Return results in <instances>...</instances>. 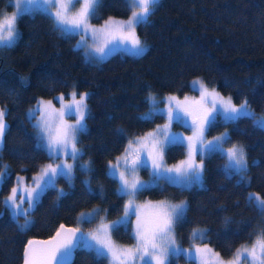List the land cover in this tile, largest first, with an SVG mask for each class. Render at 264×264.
<instances>
[{
    "label": "trees",
    "instance_id": "obj_1",
    "mask_svg": "<svg viewBox=\"0 0 264 264\" xmlns=\"http://www.w3.org/2000/svg\"><path fill=\"white\" fill-rule=\"evenodd\" d=\"M10 9V0H0V16ZM129 11L125 0H101L90 19L99 22L107 15L125 16ZM17 27L14 45H0V105L8 112L0 162L8 165L10 173L0 183V200L18 173L29 179L50 158L37 143V129L26 113L38 97L87 90L88 115L85 127L77 133L80 153L71 183L65 177L57 178L55 187L47 189L33 208L29 227L21 231L9 211L0 206V264H20L26 240L46 237L60 223L85 230L97 222L98 214L112 219L123 212L127 196L117 192V179L108 174L107 165L132 135L164 119L161 113L148 119L141 115L150 93L157 97L184 94L192 90L190 80L198 76L234 102L247 99L254 110L264 108V0H159L148 21L136 26L147 46L139 56L115 51L88 59L75 46L77 35L69 37L54 29L48 13L23 14ZM223 130L230 138L226 145L244 146L250 183H241L235 172L227 173L225 158L216 152L204 159L202 184L181 187L163 181L151 184L133 199L184 198V215L174 224L177 242L188 245L191 231L204 227L206 237L200 241L209 242L227 257L264 230V214L248 204V190L264 197V129L247 118L234 124L218 120L207 134ZM183 154V145H170L164 158L172 162ZM82 161L90 168H83ZM60 190L64 194L57 199ZM95 205L94 218L78 221L82 209ZM18 219L24 223L23 217ZM111 236L120 243L134 239L130 223ZM178 261L194 264L183 255L170 257L168 264ZM107 263V258L80 247L70 261Z\"/></svg>",
    "mask_w": 264,
    "mask_h": 264
},
{
    "label": "snow or ice",
    "instance_id": "obj_2",
    "mask_svg": "<svg viewBox=\"0 0 264 264\" xmlns=\"http://www.w3.org/2000/svg\"><path fill=\"white\" fill-rule=\"evenodd\" d=\"M101 0H15L16 11L11 15L3 14L0 18V45L11 47L18 38L17 23L23 14H32L35 11L48 13L54 29L61 34L71 37L80 35L78 44H85V34L91 33L94 45H88V49L103 58L106 53L116 51L115 45H124V51L133 56L141 55L146 45L136 34V26L146 23L154 14L159 0H125L126 7L131 15L127 20H116L109 17L101 28H95L90 23L95 16ZM76 4L79 9L73 11ZM52 10V11H50ZM111 46V47H110ZM24 78H22L23 80ZM199 85L200 98L187 103L178 101L176 97L169 96L167 106L168 123L158 127L154 132L138 140H129L123 157H117L116 163L109 162V175L119 180L117 192L128 197L124 215L109 223L103 218L97 228L83 233L79 228H65L63 224L57 230L55 236L47 241L29 240L23 251V264H70L73 250L77 247L84 248L95 253L97 257L109 258V264H167L169 257L185 256L188 260L199 261V264H264V230L260 232L256 240L248 245H241L236 249L231 260L225 261L218 252L205 244L203 247L194 245L192 249H182L176 243L173 235L174 224L183 217L186 202L171 204L160 201L150 205L154 211L148 216L133 208V197L143 189L149 187L140 180L136 173L140 168H146L151 161V179L156 185L163 181L176 184L181 187H189L199 184L204 171V157L208 153H220L225 157L223 165L226 172L234 171L240 177L241 183H250L248 180V161L243 145L229 143L228 132H223L211 140L206 139L205 132L218 120L227 123H236L242 118L250 119L253 126L264 129V115L258 116L251 108L247 99L238 105L233 103L232 97H224L215 88L209 90L203 81H194ZM73 90L71 99L65 101L63 94L55 99L60 102L56 108L52 100H39L34 108H30L29 116L36 119L37 136L41 146L48 149L49 155L54 161L44 165L40 172L32 177L31 182L26 183L23 176H18L10 193L0 200V206L7 209L16 221L21 231L27 229L31 223L33 208L39 203L43 193L54 188L58 177H65L71 183L73 164L66 160H60V156H70L74 161L80 150L77 148V133L84 128V121L88 115V93H79ZM152 105L150 113L161 111L156 98L147 97ZM175 101V104L172 102ZM5 107H0V145L3 144L8 131ZM66 116H74L75 123L70 124L65 120ZM144 119L149 118L145 114ZM191 120V124L188 120ZM173 122L183 123L192 131L191 136L182 137L172 133L169 128ZM187 142V159L168 167L163 163L164 150L170 145H184ZM70 149V151H69ZM146 154V155H145ZM199 157V162H197ZM123 160V168L120 161ZM90 168L89 163L82 165ZM8 165L0 162V183L9 176ZM63 190L57 192V199L63 195ZM248 204L264 214V197L257 193H249ZM92 212H81L78 221H90ZM135 214V240L133 247L124 248L117 246L112 238L113 231L121 226H127L128 217ZM2 215V213H0ZM23 217L24 223L19 219ZM228 218H226L227 221ZM206 230L195 228L192 238L203 239ZM246 257V259H245Z\"/></svg>",
    "mask_w": 264,
    "mask_h": 264
},
{
    "label": "rangeland",
    "instance_id": "obj_3",
    "mask_svg": "<svg viewBox=\"0 0 264 264\" xmlns=\"http://www.w3.org/2000/svg\"><path fill=\"white\" fill-rule=\"evenodd\" d=\"M10 2H11V4H12V9H10V10H3V11H2V14H1V16H0V18H2L3 14H5V13L8 14V15H11L13 12L16 11V8H15V0H10ZM79 6H80L79 4H76V5L74 6V8H73V11L79 9ZM50 11H52V10H50ZM130 15H131V12H130V11H129V13H128L127 15H125V16L107 15L105 18H103V19H102L101 21H99V22H92L91 19H90V20H89V23H90L93 27H95V28H101V27L104 25V22H105L106 20L109 19V17H111V18H113V19H116V20H127V19L129 18ZM17 28H18V27H17ZM18 33H19V31H18ZM136 34H137V31H136ZM137 35H138V34H137ZM138 36H139V35H138ZM79 40H80V35H77V38H76V40H75V46H76V47H79V48L82 49V51H83V53H84V55H85L86 58H88V59H92V58H101V57H99L96 53L92 52L91 49H88V53H87V54L85 53V48H87L88 45H94V44L97 43V41L93 40L91 33H87V34H85V41H86L85 44H78L77 42H78ZM143 43H144V42H143ZM144 44H145V43H144ZM145 45H146V44H145ZM110 47H111V46H110ZM115 47H116V49H117L116 51H120V52L128 53V52H125V51L123 50L124 47H125L124 45H119V44H117V45H115ZM112 52H115V51H112ZM112 52H110V53H112ZM110 53H106L105 56L109 55ZM105 56H104V57H105ZM197 80H199V81H203V80H202L200 77H198V76L193 77V78L190 80V87H191L192 90H189V91L185 92L184 94H180V95H178V94H175V93H168V94H164V95H162V96H160V97H157L154 93H150L149 95H152V96H154V97L156 98V101L158 102V106H159V108L161 109V111H159V112H155V113H161V114H163L164 119H163L162 121H160V122L154 124V126H152L151 128H148L147 130H145V131H143V132H141V133H138V134H134V135H132V136L128 139V141H127V143L125 144L124 148H123V149H122V150H121V151H120V152H119V153H118L113 159H110L109 162H111V163H116V162H117V157H123V156L125 155V149L128 147V142H129V140H138L139 138L146 136L147 133H149V132H154L158 127H163L165 124L168 123V118H167V106H168V104H169V101L166 99L167 97H169V96H174V97L177 98L178 101H184V98H185V97H189V101H188L187 103H192V101H194V100H198V99L200 98L199 85L193 83L194 81H197ZM203 83L207 86V88H208L209 90L215 88L214 86H211V85L205 83L204 81H203ZM215 89H216V88H215ZM72 91H73V90L68 91L67 93L59 92V93L54 94V95L51 96V97H38V98L32 103V105H30V106L27 108V112H26L28 118H29L30 121L33 123V125L36 127V120L39 118V113H36V119H32V118H30V116H29V111H28V110H29L30 108H34L39 100H52L54 106H55L56 108H59V107H60V102L57 101L55 98L58 97V96H60L61 94H63L64 97H65V101H69V100L71 99L70 93H71ZM216 91H218V92H219L222 96H224V97H229V95L223 94V93H221V92H220L219 90H217V89H216ZM76 92H77V94H78V95H77V99L79 98V93H88L87 90H80V91H76ZM149 95H148V96H149ZM148 102H149V101H148ZM240 102H241V101H239V102H234V101H233V103H235V104H237V105H238ZM172 103L175 104V101H173ZM0 107H5V106H1V105H0ZM151 107H152V105L149 103V104H148V107H147L145 110H143V111L141 112V115H142V116H145V114H149V117L153 116L155 113H150V108H151ZM5 108H6V107H5ZM251 108H252V107H251ZM252 109H253V108H252ZM253 110H254V109H253ZM254 111H255V113H256L258 116H260V115H264V108H263L261 111H256V110H254ZM65 120H66L68 123H70V124H74V123H75V117H74V116H71V117L66 116V117H65ZM188 123L191 124V120H190V119L188 120ZM176 124H177V125H176ZM178 124H179V125H178ZM84 127H85V121H84ZM169 130H170L172 133H177V134H179V135L182 136V137H187V136H191V135H192V131H191V129L188 128V127H186L183 123L173 122V123L171 124ZM223 132H225V130H223V131H221V132H218V133H215V134H212V135H208V134H207V131H206V132H205V137H206V139L211 140L213 137L219 136V135H220L221 133H223ZM37 143L41 145V142H40L38 136H37ZM183 146H184V154H183V156L180 157V158H178V159H176L175 161H172V162H166V161H165V158H164V156H163V163H164V165H166V166H168V167H171L172 165L179 163L181 160H185V159H187V155H188V152H187V142H185V144H184ZM230 146H231V145H226V144H225V147H230ZM43 147H44V148L47 150V152H48V149H47L46 145L43 146ZM77 148L79 149L78 146H77ZM79 150H80V149H79ZM69 151H70V149H69ZM165 151H166V149L164 150V155H165ZM79 153H80V152H79ZM48 154H49V152H48ZM208 154H209V153H208ZM208 154H206L205 157H206ZM145 155H146V154H145ZM49 156H50V155H49ZM78 156H79V154H78ZM205 157H204V159H205ZM224 158H225V157H224ZM196 159H197V162H199V157H197ZM60 160H66L68 163H72V164H73V167H74V164H75L76 161L78 160V157H77V159L74 161L70 156H64V155H61V156H60ZM53 162L58 163L59 161H54L53 158L50 156L49 159H47L46 161H44V162L40 165V167L37 169V171H35L34 173L31 174V176H30L29 179L26 178L25 174H23V173H18V174L16 175V178H15V181H14L13 185L16 183V181H17V177H18V176H23V177L25 178V182H26V183L31 182L32 177L36 176V175L40 172L41 168H42L44 165L49 164V163H53ZM109 162H108V165H109ZM85 163H86V162H83V161L81 162L82 165H84ZM224 163H225V161H224ZM120 164H121V168H123V160L120 161ZM108 165H107V171H108V173H109L110 169H109ZM145 169H147V171H146V173H143V172H142L143 168H140V169L137 171V173H136L137 177H138L140 180L144 181V182H145L146 184H148V185L154 184V183L152 182V179H151V176H150V173H151V161H148L147 167H146ZM232 172H234V171L227 172V173L230 174V173H232ZM116 179H117V183H118V184H117V188H118V185H119L118 177H117ZM202 183H203V180H202V178H201V182H200L199 184H202ZM13 185L11 186V188L13 187ZM11 188H10V191H11ZM10 191H9L4 197H6V196L10 193ZM249 193H257V194H259L257 191H254V190H248V196H249ZM259 195H260V194H259ZM260 196H261V195H260ZM261 197H262V196H261ZM133 200H134L133 208H134V209H137V210L141 213L142 216H148V215H150V214L154 211V209H153L152 207H150V205H155V204L159 203L160 201H166V202L171 203V204L180 203L181 201L186 202L184 198H181V199H179V200H173V199H169V198H154V199H153V198H145V199H140V200H135V199H133ZM128 202H129V200H128V197H127V199H126V201H125V204H124V208H125V205L128 204ZM93 209L96 210V212L93 213V216H94V215L97 213V211H98V206H97V205L92 206V207H90V208L82 209V210L78 213V217H79V215H80L81 212H92ZM123 215H124V210H123V212H122L119 216H117V217H115V218H112V219H105V218H104V215H100V214H98L99 217H98L97 222H96L91 228H88V229L83 230V233L90 232V231L94 230L95 228H97V227L99 226V224H100L102 218H103V220H104L105 223H109V222H111V221H113V220L118 219L119 217H121V216H123ZM136 220H137V217H136L135 214L130 215V216L128 217V220H127V223H130L131 232H132L133 237H134V239H133L132 242H130V243H120V242L115 241V240L112 238V236H111L113 242H114L117 246H119V247H124V248H130V247H133V246L135 245L136 240H135V232H134V229H135V225H136ZM199 229H204V230H205L204 227H200ZM192 232H193V230L191 231V234H190L191 237H192ZM173 235H174V226H173ZM174 238H175V235H174ZM175 240H176V238H175ZM200 240H202V239L194 240V239L192 238V241H191L188 245L180 244V243L177 242V240H176V243H177V245H178L179 247H181L182 249H192L193 251H194V245H199L200 247H203L205 244H207L208 247L212 248L215 252H218V251H217V250H216V249H215V248H214L209 242H207V241H200ZM255 240H256V239H255ZM255 240H253V241H251V242H247V243L244 242V243L239 244V245L235 248V250H234L229 256H227V257H223V256H221V255H220V256H221V258L224 259L225 261H227V260H231V259L233 258V256H234V253L236 252V249L240 248L241 245H248V246H251V244H252ZM169 259H170V257H169ZM169 259H168V261H167V264H168V262H169ZM245 259H246V257H245ZM107 261H108L107 264H109L110 257L107 258ZM140 264H143V262H140ZM177 264H190V263H189V262H181V261H178ZM194 264H199V261H194ZM241 264H243V260H242ZM248 264H251L250 260L248 261Z\"/></svg>",
    "mask_w": 264,
    "mask_h": 264
},
{
    "label": "water",
    "instance_id": "obj_4",
    "mask_svg": "<svg viewBox=\"0 0 264 264\" xmlns=\"http://www.w3.org/2000/svg\"><path fill=\"white\" fill-rule=\"evenodd\" d=\"M61 224H63V225L65 226V228H79L80 231L83 232V229H82L80 226H76V225H73V224L60 223V224L57 226V228H56V229H55L50 235H48V236H46V237H29V238L26 240V242H25V244H24V246H23V249H22V259H21L20 264H23V251H24V247H25V245L27 244V242H28L29 240H36V241H47V240H50L53 236H55V234H56L57 230L60 228V225H61ZM74 250H75V249H74ZM74 250H73V253H72L71 260H72V258H73Z\"/></svg>",
    "mask_w": 264,
    "mask_h": 264
}]
</instances>
